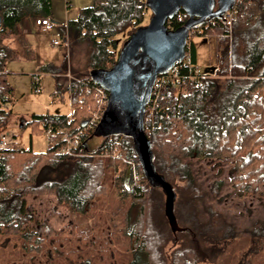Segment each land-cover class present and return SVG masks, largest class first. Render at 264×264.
Listing matches in <instances>:
<instances>
[{"label":"trees","instance_id":"16d2710c","mask_svg":"<svg viewBox=\"0 0 264 264\" xmlns=\"http://www.w3.org/2000/svg\"><path fill=\"white\" fill-rule=\"evenodd\" d=\"M235 5L238 14L231 24L213 19L199 32L206 39L215 37L216 71L191 78L197 47L188 40L184 81L162 90L154 113L145 119L152 175L172 186L180 230L172 229L166 192L150 180L132 137L103 135L92 147L96 127L70 154L60 152L59 136L41 152L0 149V261L16 254L44 264H245L248 258L247 264H264V219L251 236H240L216 204L224 180L205 187L188 161H229L228 185L235 196L264 199V0ZM147 11L143 0H94L68 20L72 36L91 46L89 70L113 66L123 45L118 35L125 34L124 43L145 24ZM52 13V0H0V132L21 121V126L40 123L43 130L51 126L59 134L91 118L99 86L91 72L65 86L75 108L70 121L66 114L26 119L13 112L6 64L18 55L5 40L25 19ZM188 17L181 10L167 25L176 29ZM56 85L58 95L61 78ZM136 178L139 183L132 186ZM28 196L55 197L50 211L32 226L36 209ZM60 208L74 214L73 226L65 223Z\"/></svg>","mask_w":264,"mask_h":264},{"label":"rangeland","instance_id":"374dc122","mask_svg":"<svg viewBox=\"0 0 264 264\" xmlns=\"http://www.w3.org/2000/svg\"><path fill=\"white\" fill-rule=\"evenodd\" d=\"M52 2L55 21H57L61 27L68 18L75 19L80 9L92 5L94 0H52ZM151 15V12L147 11L145 24L149 22ZM33 28L34 32H39L37 34H39V38H41L43 42H50L52 39L60 41V45L55 46L60 48L61 59L57 67L61 69L60 71H62L63 74L59 73L60 76H58V78H62V80L67 79L71 82L89 75L92 71L89 70L88 66L91 46L87 40L72 37L71 42L68 41V44H66L59 27L55 26L49 31L38 30L39 28L36 29L35 27ZM201 33L194 31L192 35L190 34L189 40L192 39L196 44L197 67L201 72H204L205 68L208 66L216 65V40L214 36H210L206 39L205 37L207 36L201 35ZM124 36L125 34L118 35L120 45L123 44ZM52 53H54V51H52ZM7 68V70H16L13 72L11 71L7 77L8 81L14 88L15 100L12 109L17 118L24 117L29 119L33 114L45 113L71 115L72 99L69 89H66L63 85L64 87L62 86L60 94L56 95V83L58 78L53 73L47 72L44 69H39L38 61L36 59H29L20 55L19 59L10 62L7 65ZM34 74L40 75V92L34 90ZM95 91V103L89 110L91 116L93 114H100L101 110L105 108L102 94L97 88ZM16 125L21 130L24 147L32 148L36 152L45 151L48 148V133L46 130H43L40 123H32L21 127V121H19ZM16 125H9L8 127ZM102 140L103 137L95 136L94 139L89 141V144L92 147H95ZM188 161L192 163V168L198 181L205 187H211L216 180H224L225 185L222 190L224 195L221 194L223 197L220 201L219 197L221 195L216 197V201H218L216 204L218 205V208L223 210L227 217L237 225L240 236H251L254 227L264 219V199L240 198L235 196L233 188L228 185L231 162L203 159H189ZM27 201L28 203L33 204L36 209L34 221L29 224V226H32L45 217L50 211V208L55 203V197L28 196ZM216 201L214 200V203ZM60 210L67 215L65 223L73 226L74 214L62 208H60ZM60 225L57 223V227H60ZM14 255L15 259H10L11 261L9 262L1 260L0 264H44L42 262L21 260L19 259L20 255ZM244 260L245 264H247L250 259L248 258ZM201 264L211 263L205 262Z\"/></svg>","mask_w":264,"mask_h":264},{"label":"water","instance_id":"95a60500","mask_svg":"<svg viewBox=\"0 0 264 264\" xmlns=\"http://www.w3.org/2000/svg\"><path fill=\"white\" fill-rule=\"evenodd\" d=\"M236 0H147L152 15L148 23L133 31L119 50L109 69H95L91 77L108 93L107 105L97 126L96 135L113 133L132 137L137 153L152 182L160 184L167 195V215L174 231L180 230L173 215L175 192L171 185L154 178L153 154L145 132V115L154 83L182 62L190 32L210 20L221 18ZM184 10L185 23L170 29L168 21ZM217 66H208L204 73H214ZM155 174V173H154Z\"/></svg>","mask_w":264,"mask_h":264},{"label":"built area","instance_id":"2783aa9c","mask_svg":"<svg viewBox=\"0 0 264 264\" xmlns=\"http://www.w3.org/2000/svg\"><path fill=\"white\" fill-rule=\"evenodd\" d=\"M146 2L147 0H143ZM244 0H236L235 3H242ZM238 10L236 8V5L225 11L221 18H215L214 23L216 22V19H222L224 21H227L229 24H231L237 17ZM35 25L43 31H49L51 28H53L54 23L51 20L50 17H37L34 20ZM202 26L193 29L190 34L195 31L202 32ZM55 45H59V40H54ZM185 59V58H184ZM184 59L182 62L177 63L174 67H172L167 73L158 75L151 94V99L147 105L146 109V118L150 117L156 108L158 97L161 96L162 90H165L167 87L172 86H178L186 77L183 73L182 69L184 67ZM191 72H189V75H191V78L193 80H199L200 77H203V73L200 71V69L196 67H191ZM41 78L39 74H34L33 76V85L34 90L37 92L41 91ZM97 90L102 94L103 103L106 108L107 105V99H108V93L105 91L101 86L97 87ZM85 99H81L80 106L84 103ZM103 108L101 110L100 114H93L91 118L87 119L86 122H84V126H78L76 130L72 131L71 129H66L61 131L59 134L53 129V127L49 126L47 127L46 131L48 133V141L49 143H53V141L56 139V137H60L63 145L60 148L61 153H67L70 154L74 152L82 143V140L84 137L89 134L91 131L96 129V127L99 125L102 114L105 110ZM74 107L72 108V112L74 111ZM73 119L72 113L69 116V121ZM24 147L23 140L21 137V130L18 126H11L7 129L0 132V149H22ZM109 151L105 153V155L109 154ZM114 155H119L117 151L112 152ZM136 164H134L135 166ZM137 176V175H136ZM139 183V179L136 178L135 182L132 186H137Z\"/></svg>","mask_w":264,"mask_h":264},{"label":"crops","instance_id":"0c3cea01","mask_svg":"<svg viewBox=\"0 0 264 264\" xmlns=\"http://www.w3.org/2000/svg\"><path fill=\"white\" fill-rule=\"evenodd\" d=\"M50 18L54 23L53 28L55 26L60 28V32L63 35L64 41L66 42V44H68V41L71 42V39L73 36L67 29V25H68L67 22L68 20H71V19L68 18L67 21L64 24H62V26L60 27L59 23L55 21V16L53 15V13H52V16H50ZM33 27L38 29L34 21L25 19L24 22L21 23L20 26L18 27L17 34L15 36H10L9 38L5 40V43L8 46H10L12 49H14L18 55L16 59H13L7 62L6 69H8L7 65L10 62H13L14 60L19 59L20 55H22L29 59H36L38 61L39 69H43L44 66L49 65L51 69L45 70V71L53 73L55 76H60L59 73L63 74L62 71H60L61 69L57 67L61 59L60 58V48L56 47L54 44V40H57V39H52V41L50 42H45V41L43 42V40L39 38V34H37L39 32L33 31L34 30ZM52 51H54V53H52ZM6 71H8L7 75H9L11 71L13 72L16 70H6ZM61 82L64 84V86H70V83H71L67 79L62 80V78H61ZM70 94H71V91H70ZM95 136L103 137V135H96V134Z\"/></svg>","mask_w":264,"mask_h":264}]
</instances>
